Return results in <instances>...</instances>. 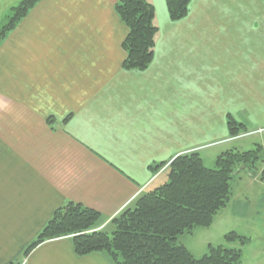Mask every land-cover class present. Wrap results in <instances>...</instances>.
Masks as SVG:
<instances>
[{"label": "crops", "instance_id": "0c3cea01", "mask_svg": "<svg viewBox=\"0 0 264 264\" xmlns=\"http://www.w3.org/2000/svg\"><path fill=\"white\" fill-rule=\"evenodd\" d=\"M21 1L0 0V25ZM149 1L159 30L145 70L123 67L119 0H40L0 40V264H114L78 255L70 236L24 252L68 202L105 229L175 156L214 164L229 116L264 129V0H192L178 21Z\"/></svg>", "mask_w": 264, "mask_h": 264}, {"label": "trees", "instance_id": "16d2710c", "mask_svg": "<svg viewBox=\"0 0 264 264\" xmlns=\"http://www.w3.org/2000/svg\"><path fill=\"white\" fill-rule=\"evenodd\" d=\"M39 1L22 0L12 7L0 25V40ZM191 1L166 0L170 19L178 21L186 17ZM115 10L128 27L122 43L126 51L123 67L147 69L154 59L159 30L154 5L149 0H119ZM227 125L233 137L247 132L232 116L228 117ZM263 157L264 144L261 143L253 149L223 151L215 160V168L208 167L198 151L181 153L169 163L167 180L141 193L112 218L107 228H96L101 218L99 211L71 201L55 210L24 254L43 242L70 236L78 255L101 251L114 264H244L241 248L209 245V252L198 258L180 237L198 227L210 226L215 215L231 199V180L242 169L264 160ZM259 176L264 180V167ZM225 238L241 239L242 243L250 240L235 231Z\"/></svg>", "mask_w": 264, "mask_h": 264}, {"label": "rangeland", "instance_id": "374dc122", "mask_svg": "<svg viewBox=\"0 0 264 264\" xmlns=\"http://www.w3.org/2000/svg\"><path fill=\"white\" fill-rule=\"evenodd\" d=\"M259 129L263 128L256 130ZM243 133L245 132L239 135ZM235 137L229 136V148L226 147L223 151L232 148L253 149L258 143L264 142V135L234 139ZM205 157V164L208 166L210 162L207 156ZM215 166L216 162L208 167L215 168ZM263 166L264 160H259L255 166L242 169L231 180L232 196L229 203L215 215L213 223L208 227H198L192 234L185 233L180 237V241L185 243L196 257L208 253L209 245H223L241 248L244 264H264V189L256 183L253 184ZM232 231L249 237L250 240L243 243L241 239L227 240L225 236Z\"/></svg>", "mask_w": 264, "mask_h": 264}, {"label": "built area", "instance_id": "2783aa9c", "mask_svg": "<svg viewBox=\"0 0 264 264\" xmlns=\"http://www.w3.org/2000/svg\"><path fill=\"white\" fill-rule=\"evenodd\" d=\"M262 131H263V129H259V130L253 131V132H247V133H244V134L236 136L234 139H237V138H240V137H243V136H246V135H250V134H253V133H256V132H262Z\"/></svg>", "mask_w": 264, "mask_h": 264}]
</instances>
